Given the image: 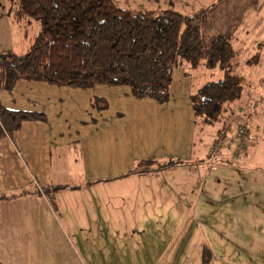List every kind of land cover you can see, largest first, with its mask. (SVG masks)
<instances>
[{
  "label": "rangeland",
  "instance_id": "rangeland-1",
  "mask_svg": "<svg viewBox=\"0 0 264 264\" xmlns=\"http://www.w3.org/2000/svg\"><path fill=\"white\" fill-rule=\"evenodd\" d=\"M192 1L176 2L174 10L193 15L216 0H200L195 7ZM8 7L0 0V53L23 54L39 29L28 17L13 20ZM227 31L240 61L255 53L259 58L253 67L241 66L242 96L227 105L214 126L198 130L183 109L191 107L190 95L203 84L223 76L219 66L208 69L203 60L176 68L166 104L134 99L127 86L77 90L87 93L88 107L94 96L106 99L107 107L96 110L104 112L85 115L90 127L85 134L99 128L94 137L123 140L118 151L109 152L119 159L118 167L125 166L123 172L112 171L106 181L89 187L80 149L72 150L75 160L62 154L54 182L63 188L48 195L57 206L40 222L24 216L7 221L0 234V264H201L203 246L214 253L213 264H264V0L222 2L208 14L202 37L207 44ZM74 96L55 103L57 122H76L75 105L80 108L82 96ZM155 141H167L170 148L162 150ZM59 153L56 148V159ZM146 157L163 168L136 169ZM197 250L199 260L187 257Z\"/></svg>",
  "mask_w": 264,
  "mask_h": 264
},
{
  "label": "trees",
  "instance_id": "trees-1",
  "mask_svg": "<svg viewBox=\"0 0 264 264\" xmlns=\"http://www.w3.org/2000/svg\"><path fill=\"white\" fill-rule=\"evenodd\" d=\"M7 1L16 20L28 17L39 31L25 53H0V93L11 92L18 81L73 88L104 84L127 86L134 98L163 104L169 100L173 70L183 62L196 67L203 60L206 68L219 66L223 72L222 78L190 95L194 125L203 130L223 120L227 105L241 98V66L258 63L259 53L239 60L228 31L205 44L206 18L226 0H216L193 15L172 9H122L112 0ZM92 106L104 109L106 100L94 97ZM46 119L41 111L11 109L0 100V139L13 138L23 122ZM157 164L143 159L136 169ZM210 260V251L204 249L202 263Z\"/></svg>",
  "mask_w": 264,
  "mask_h": 264
},
{
  "label": "crops",
  "instance_id": "crops-1",
  "mask_svg": "<svg viewBox=\"0 0 264 264\" xmlns=\"http://www.w3.org/2000/svg\"><path fill=\"white\" fill-rule=\"evenodd\" d=\"M112 1L116 6L122 9L156 11L163 9L174 10L176 9L174 6L176 2L185 3L187 0ZM199 2L200 0H193L192 6L195 7L196 3ZM203 2L205 1L203 0L201 3ZM8 14L13 20H16L13 13L10 12L9 7ZM25 20L26 18H21L16 21L24 22ZM176 68L172 72V80ZM178 74L179 73H176V77H178ZM51 88L55 87L39 82L18 81L11 92L0 93V100L4 106L11 109L38 110L43 112L47 118L46 121L23 122L13 138L5 136L0 139V234L6 232L5 228L8 225L5 224L8 220L16 218L19 222L20 219L23 220L22 217L24 216L28 217L29 221L35 219V221L40 222L43 221V216L44 213L47 212V209L52 211V209L57 206L55 202H50L48 195L53 191H58L63 188L62 186L56 185L54 182L55 176L59 173V171H57L58 167L56 162L62 157V154L65 155V158L75 160L72 157V150L74 149V151L77 152V150L80 149L79 156L81 155L83 160L80 169L84 177L89 178L87 179L89 187L92 183H98V180L101 182L104 180L106 181L108 176L112 174V171H115V174H119L125 167L124 165L122 168L118 167L120 162L119 159H112L109 154V152L118 151V141L122 142L123 140L110 139L103 134L94 137L98 134L95 132L100 130L99 128H96L95 132L91 135L87 136L85 134L87 128H90L87 122L89 117H85V115H91L92 112L101 113L104 111H96L99 109L94 108L92 102L90 107H88V100L86 103L84 102V97L87 99V96H85L87 93H84V91H77L81 90V88L63 89L65 91H57V89L55 91V89ZM69 94L75 95L73 100L78 98L77 94L82 96L80 97L82 102L80 108H77L75 105L78 118L76 119L77 123L75 122L73 125H68L65 120L57 122L54 118L55 111L57 110L55 103H61L64 96H68ZM130 96L133 97L131 94ZM94 97L104 98L102 96ZM171 97L170 91L169 101ZM137 100L148 102L146 100L150 99L142 98ZM191 107L184 105L183 109L184 112H188L186 120L192 119V124L194 125ZM188 108H190V111ZM89 110L91 113H88ZM151 138L152 137H148V140L150 141ZM155 143H157L162 150L170 148V144L167 141H155ZM126 145L127 143L123 144V146ZM56 148H59L60 151L57 159L54 157V150ZM122 151L125 152V150ZM79 156L76 155V158ZM143 159L157 161L151 157L141 158L140 160ZM15 193L19 195H16L14 198H9L8 195ZM147 207L148 206H144V208ZM25 211L27 213H23ZM202 220L203 219L200 218L195 219V221ZM205 221L206 220L202 222L205 223ZM206 224L210 225L212 223L206 221ZM23 230L27 231V228ZM28 231V237L33 236L34 231L30 229ZM204 249L209 250L210 247L206 248L203 246L202 252ZM197 252L198 253L194 254V251H192L190 254H187V257L199 260L200 251L197 250ZM213 256L214 253L211 254V260ZM194 264L200 263L194 260ZM201 264L203 263L201 262ZM210 264H213V262L211 261Z\"/></svg>",
  "mask_w": 264,
  "mask_h": 264
}]
</instances>
